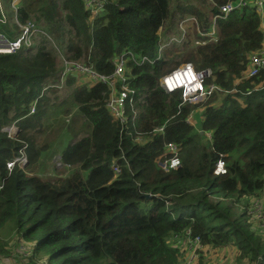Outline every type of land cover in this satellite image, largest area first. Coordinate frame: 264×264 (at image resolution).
I'll use <instances>...</instances> for the list:
<instances>
[{"label":"trees","instance_id":"1","mask_svg":"<svg viewBox=\"0 0 264 264\" xmlns=\"http://www.w3.org/2000/svg\"><path fill=\"white\" fill-rule=\"evenodd\" d=\"M227 1L105 0L96 16L86 0L18 2L20 23L34 22L46 34L36 33L30 48L0 53V264H14L23 242H32L30 264H184L188 232L202 239L198 264L235 258L264 264V218L251 220L234 207L241 201L245 209L264 208V69L243 79L250 56L264 48V14L253 7L234 11L217 22L218 40L206 45L188 48L199 31L173 40L188 16L210 31ZM11 2L4 0L14 20ZM0 28L20 34L8 24ZM125 51L155 60L128 64L136 96L125 122L107 106V84L78 86L74 73L61 82L64 59L109 76ZM186 62L212 70L207 84L239 92L216 91L208 101L179 107L182 93L164 91L160 78ZM69 100L85 123L60 156L69 173L54 180L28 166L9 171L7 163L25 145L29 162L38 161L35 135L47 130L44 116ZM12 126L19 129L15 138L5 131ZM169 142L179 144L181 165L165 171L159 163L171 156ZM220 159L228 170L215 175ZM6 230L17 240L14 252Z\"/></svg>","mask_w":264,"mask_h":264},{"label":"built area","instance_id":"2","mask_svg":"<svg viewBox=\"0 0 264 264\" xmlns=\"http://www.w3.org/2000/svg\"><path fill=\"white\" fill-rule=\"evenodd\" d=\"M21 0H12L11 8L14 10V20L17 24L20 34L16 37H10L7 33L3 32L0 28V53H17L23 48H30L34 43V36L36 33L46 34L39 29L34 22H28L22 24L18 18V2ZM105 0H86V6L91 11L92 15H100L102 8L104 7ZM253 7L261 14H264V0H228L227 3L221 6L218 13L213 15L212 28L208 32L200 30V24L195 16H188L183 18L179 27L182 31L180 39L174 38L173 40L181 42L183 41L192 30L193 27H199L198 31L201 34V38L195 39L197 46L206 45L218 40L217 22L224 20L234 11L244 8ZM0 23L8 24V14L5 10L4 0H0ZM162 47L159 48V56L161 55ZM155 61V60H154ZM148 57L138 58L133 52L125 51L115 62V71L109 76L99 75L90 67L73 61H66V69L61 76V82H64L68 76L72 73L81 72L87 76H84L82 82L85 84L93 85L94 82H102L110 87L111 93L109 95L107 106L115 120L125 122L127 118V107L132 106L135 102L136 90L133 89L129 82V76L127 75L128 64L134 62L141 66L146 62H154ZM264 69V48L250 56V67L245 73L243 79H249L257 76ZM213 78V72L211 69H203L201 71L196 70L195 66L191 62H186L172 71L166 73L160 78V85L167 93L181 92L182 103L184 104H201L205 99L211 97L216 91L226 93H237L239 90L233 89L231 91H224L220 86L215 83L207 84V81ZM240 81V80H239ZM237 81V82H239ZM263 88V87H262ZM252 90L247 91L250 94ZM203 101V102H202ZM34 107L31 109V113L34 112ZM193 112L188 116L187 121L192 122ZM16 127V126H12ZM12 127H8L6 131H12ZM16 129H18L16 127ZM163 128H159L162 130ZM10 133V132H9ZM27 145L24 146L25 150ZM167 151L171 154L160 161L159 166L165 171L177 169L181 165L180 147L179 144L169 142L167 144ZM25 153V154H24ZM27 160L26 152L22 151L19 156L7 163L9 171H12L16 165L24 167ZM27 162V161H26ZM114 170L118 173L120 168L114 165ZM227 166L224 159H220L213 170L215 175H224L227 173ZM258 202V201H257ZM254 202V203H257ZM255 207H261L255 204ZM189 236L188 247L190 250V259L184 264H198L199 251L202 248V239L199 236L191 237V232H188ZM43 264V263H40Z\"/></svg>","mask_w":264,"mask_h":264},{"label":"rangeland","instance_id":"3","mask_svg":"<svg viewBox=\"0 0 264 264\" xmlns=\"http://www.w3.org/2000/svg\"><path fill=\"white\" fill-rule=\"evenodd\" d=\"M8 19H9L8 25L14 32H16L18 26L15 23V20H13L11 16H9ZM199 27L197 26L192 28L191 30L192 38L195 36L194 32L198 31ZM192 42L193 44H190L188 47L190 49L197 47L195 45L196 44L195 38L193 39ZM66 61H70V60L64 59L65 69H66ZM74 74H76L78 77V82H77L78 86H82V84H85L82 82V79L84 76L87 75L81 73L80 71ZM209 99L210 97L205 99L204 101H208ZM223 101L224 98H220L214 104L219 105ZM75 105L73 101L69 100L67 103L58 106H53L50 109H48L46 115L43 118V127H45L47 130L44 133L37 134V136L35 135L38 146L42 147L41 157L38 159V161L35 164L30 163L29 159L27 158L26 160L27 162L25 161L26 165L20 168L26 169V167L28 166L30 170L33 171V173L31 174L37 173L43 177H48L54 180H57L58 176L66 175L69 173L67 169L62 167V161L60 156L65 150L69 140L73 137L74 133L85 126L82 116L79 113L78 109L75 107ZM18 131L19 129L17 130L16 127H12V131H9L10 132L9 135L15 138L18 134ZM206 136L210 138L211 134L208 133ZM22 151L26 152V150L21 149L20 154ZM234 207L238 214L241 213V211H246L248 213V217H250L251 220H255V219L262 220L264 218V208L254 207L251 209H245L246 207L245 208L243 207L241 201L235 202ZM141 208L144 211H147L148 207L146 204H142ZM1 233L4 238H7L9 242V247H11L14 252V247L16 246L17 243L16 238H14V232L6 230V231H2ZM28 246H32V242H27V243L23 242L19 244V246L15 247V255L11 257L12 260L15 261L14 264H30V260L26 254V251L30 249ZM44 261H45L44 259L38 260V262L40 263ZM226 263L227 261L224 260L223 264ZM231 263L245 264V261L235 258ZM8 264L10 263L8 262Z\"/></svg>","mask_w":264,"mask_h":264},{"label":"clouds","instance_id":"4","mask_svg":"<svg viewBox=\"0 0 264 264\" xmlns=\"http://www.w3.org/2000/svg\"><path fill=\"white\" fill-rule=\"evenodd\" d=\"M18 128V127H17ZM6 129V128H5ZM18 130V129H17ZM6 131V130H5ZM9 132V131H8ZM17 133V132H16Z\"/></svg>","mask_w":264,"mask_h":264},{"label":"bare ground","instance_id":"5","mask_svg":"<svg viewBox=\"0 0 264 264\" xmlns=\"http://www.w3.org/2000/svg\"><path fill=\"white\" fill-rule=\"evenodd\" d=\"M87 66V65H86ZM68 168H70V167H68Z\"/></svg>","mask_w":264,"mask_h":264}]
</instances>
